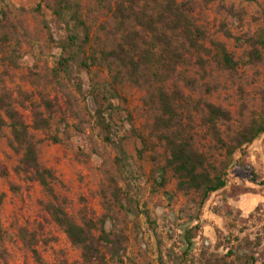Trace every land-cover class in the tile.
<instances>
[{
    "label": "rangeland",
    "instance_id": "obj_1",
    "mask_svg": "<svg viewBox=\"0 0 264 264\" xmlns=\"http://www.w3.org/2000/svg\"><path fill=\"white\" fill-rule=\"evenodd\" d=\"M114 1L109 0V5ZM54 2L0 1V11L7 13L6 18L0 14V19L10 38L8 45L18 51L16 65L9 61L10 49L7 53L0 51V95L5 92L10 96L12 105L39 141L40 163L56 177L51 197L21 168L22 153L11 145L10 128L0 127L2 261L84 264L81 250L70 243L47 212V204L53 203L61 205L79 224L84 219L98 223L105 218L107 232L125 237L120 251L122 262L111 250L102 248L108 264H242L241 258L249 255L254 257L251 264H264V134L245 151L235 154L237 163L227 170V185L213 193L198 212L195 196L178 192L170 174L165 187L155 182L153 172L160 162L161 148L149 147L140 157L138 151L143 144L132 130L148 136L152 117L144 104L145 90L123 81L118 86L120 97L113 100L112 118L119 135L126 136L132 174L120 176L113 148L103 142L93 125L91 99L87 96L91 81H106L107 71L95 67L91 73H82L84 93H79L69 80L52 77L60 53L56 41L66 35L65 24L50 10ZM192 2L193 21L205 39L200 41L198 53L181 68L195 80L194 88L184 90L196 100L227 110L230 121L221 124V129L225 137L233 136L242 125L264 119L263 46L257 44L261 61L253 63L248 56L251 41L258 40L264 31V0ZM81 5L87 22L95 29L101 25L110 28L107 8L97 10L94 0H81ZM219 44L238 64L234 70L226 68L217 56ZM46 102L53 109L50 127L34 130L32 109L37 107L48 116ZM197 129L200 150L222 159L205 129ZM247 167L253 170L256 182ZM108 174L116 178L124 194L137 202L136 213L124 196L125 209L114 204ZM142 211L149 213V221ZM190 229L192 247L184 255V235Z\"/></svg>",
    "mask_w": 264,
    "mask_h": 264
},
{
    "label": "trees",
    "instance_id": "obj_2",
    "mask_svg": "<svg viewBox=\"0 0 264 264\" xmlns=\"http://www.w3.org/2000/svg\"><path fill=\"white\" fill-rule=\"evenodd\" d=\"M0 1L5 3L6 0ZM94 1L97 10L108 9L110 28L101 25L95 29V25L88 23L81 0H55L50 7L53 16L66 26V35L56 41L60 53L51 71L52 77L57 81L65 78L73 83L79 93H84L80 77L82 73H91L95 67L107 71L106 81H91L87 96L91 99L89 111L93 112V125L103 142L113 148L114 164L120 176L132 174V158L126 150V136L119 135L112 118L115 113L113 100L120 97L118 86L123 81L144 89V104L148 107L152 122L148 136L132 130L143 144V149L138 151L140 157L149 147L161 148L160 162L153 172L155 182L165 187L170 174L175 180L176 190L185 196H195L193 202L197 211H201L210 196L227 185V170L237 163L235 154L245 151L264 134V119L242 125L233 136L225 137L221 124L230 121V113L211 102L196 100L186 94L184 89L194 88L195 80L181 68H185L198 53L202 47L200 41L205 39L203 31L193 21L195 9L192 0H115L112 6L109 0ZM0 14L5 18L7 16L4 9ZM4 28L0 19V51L7 53L10 49L9 61L16 65L18 51L9 47L10 38ZM251 44L252 50L248 52L250 60L253 63L261 61L257 44L264 48V31ZM217 47V56L225 67L234 70L238 64L232 55L224 46L219 44ZM45 104L48 116H44L37 107L32 109L34 130L50 127L53 109L50 103ZM4 125L10 128L12 147L22 153L20 164L23 171L31 174L43 190L54 197L56 177L40 163L39 141L34 139L30 127L22 120L5 92L0 95V127ZM198 127L205 129L214 142L213 148L222 159L208 156L200 150L197 145ZM246 171L256 182L253 170L247 167ZM107 179L114 204L125 209L122 204L124 196L131 210L136 213L134 204L137 202L123 193L113 175L108 174ZM3 199L4 195L0 194V206ZM46 210L70 243L81 250L84 264H108L102 252L103 247L111 250L117 261L122 262L120 251L125 237L107 232L104 228L105 218L98 223L84 219L79 224L61 205L49 203ZM142 214L150 220L147 211H142ZM194 219L197 220L193 218L192 221ZM2 234L0 223V241ZM184 238L186 255L192 247V229L185 232ZM253 261L251 255L241 258L242 264H251ZM0 264H7L2 261L1 254Z\"/></svg>",
    "mask_w": 264,
    "mask_h": 264
}]
</instances>
